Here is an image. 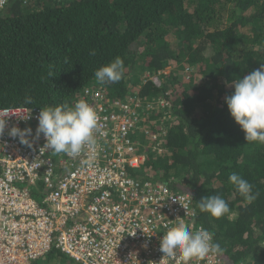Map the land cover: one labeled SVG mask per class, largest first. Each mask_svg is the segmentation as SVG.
<instances>
[{"label": "trees", "instance_id": "1", "mask_svg": "<svg viewBox=\"0 0 264 264\" xmlns=\"http://www.w3.org/2000/svg\"><path fill=\"white\" fill-rule=\"evenodd\" d=\"M24 1L0 18V108L71 106L91 87L144 106L163 96L172 111L151 109L149 120H172L132 136L146 158L131 174L190 194L224 264H264V144L246 142L225 102L234 91L226 84L264 63V0ZM116 57L121 81L98 82L95 72ZM232 173L253 186L252 202ZM213 195L228 214L200 211L198 201Z\"/></svg>", "mask_w": 264, "mask_h": 264}, {"label": "built area", "instance_id": "2", "mask_svg": "<svg viewBox=\"0 0 264 264\" xmlns=\"http://www.w3.org/2000/svg\"><path fill=\"white\" fill-rule=\"evenodd\" d=\"M12 1L0 3V18ZM80 100L96 110L100 131L95 150L77 158L42 149L41 108H0V118L8 117L0 136V264H35L53 251L75 264H159V238L176 217L192 232L205 229L190 194L131 174L146 158L132 136L151 134L144 129V104L113 100L93 87ZM13 127L32 130L28 144L9 135ZM161 264L184 261L177 254ZM191 264L224 259L210 253Z\"/></svg>", "mask_w": 264, "mask_h": 264}, {"label": "clouds", "instance_id": "3", "mask_svg": "<svg viewBox=\"0 0 264 264\" xmlns=\"http://www.w3.org/2000/svg\"><path fill=\"white\" fill-rule=\"evenodd\" d=\"M2 2L3 0H0V3ZM90 55H95V50H91ZM125 71L123 60L116 57L110 64L98 69L95 78L102 84L117 83L121 81ZM155 78L152 75L151 80L156 81ZM226 86L234 88L231 95L225 97V102L231 117L243 131L244 139L247 143L264 144V63H260L259 68L248 72L243 78L234 79ZM25 103L31 104L32 98L25 97ZM7 118H0V136L7 127ZM37 119L36 135H43L46 142L42 149L64 153L71 158L79 157L85 149L95 150L96 133L100 131V117L85 100H79L71 106L65 102L55 107H42ZM31 131L30 128L21 130L13 127L9 135L19 137L22 143L28 144L27 137ZM229 182L248 202L256 198L252 195L253 186L240 175L230 174ZM198 207L201 212L209 213L213 218H220L230 212L225 199L216 195L202 197L198 201ZM174 221V226L159 238L160 251L164 254L159 264L165 258L177 254L184 264L203 260L210 253L223 254L224 249L214 242L211 232L204 228L192 232L186 226L184 218L179 216Z\"/></svg>", "mask_w": 264, "mask_h": 264}, {"label": "rangeland", "instance_id": "4", "mask_svg": "<svg viewBox=\"0 0 264 264\" xmlns=\"http://www.w3.org/2000/svg\"><path fill=\"white\" fill-rule=\"evenodd\" d=\"M171 73V68H167L164 71V75H169ZM149 74H147L146 76H148ZM165 79V78H164ZM171 92L168 93V95ZM224 98H220V99H216L215 103H218L219 105L222 104V102H224L223 100ZM149 101V100H147ZM161 108L163 112L165 113H170V111H172L171 109V105H169V103L167 101H165L164 97L162 96V98L159 99L158 103L155 105L153 102H148L145 104V124H144V129L147 130L148 126H150L151 128H156L158 127V125H165L167 123H169V121L172 120V116L169 114L167 116H165L162 119H158V121L161 123L159 124V122L157 120L155 121H150L149 120V114L147 111L151 110V109H155V108ZM165 127V126H163ZM167 130L166 127L165 129H163V131ZM159 153H162L161 150H159ZM35 264H75V262H73L69 257L62 255L58 252L52 253L51 255L47 256L46 258H43L41 260H38Z\"/></svg>", "mask_w": 264, "mask_h": 264}]
</instances>
